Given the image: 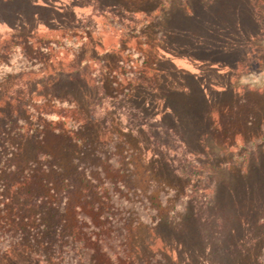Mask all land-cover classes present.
<instances>
[{
  "label": "rangeland",
  "instance_id": "obj_1",
  "mask_svg": "<svg viewBox=\"0 0 264 264\" xmlns=\"http://www.w3.org/2000/svg\"><path fill=\"white\" fill-rule=\"evenodd\" d=\"M43 150L104 184L92 238L0 264H264V0H0L4 195Z\"/></svg>",
  "mask_w": 264,
  "mask_h": 264
},
{
  "label": "trees",
  "instance_id": "obj_2",
  "mask_svg": "<svg viewBox=\"0 0 264 264\" xmlns=\"http://www.w3.org/2000/svg\"><path fill=\"white\" fill-rule=\"evenodd\" d=\"M27 41L30 43L31 39ZM30 46L39 50L37 46ZM52 131L56 137L63 133L57 127H53ZM39 154L38 160L36 157L27 160L28 165L33 167V173L30 172L25 181L12 182L9 187L11 193L14 195L19 193L18 196L25 201L15 200L13 194L4 195L0 191V207L5 205L1 208L5 213L0 212V229L10 238L9 247L0 248V256L5 251H8L7 254L15 253L17 250L32 253L37 250V246L51 256L65 259V253L62 252L66 251V244L77 239L89 241L92 238V231L85 232L86 229L90 230L93 227L85 210L99 209V205L107 197L104 184L96 185V179L86 172L82 175L71 173L75 168L71 161L61 163L60 159L45 150ZM39 160L41 161L38 162ZM0 180H3L1 174ZM33 185L39 186L40 189H30L29 187ZM0 189L2 190L1 186ZM91 193L99 197L98 205L90 200ZM149 216L151 221L145 226L146 230L154 233L165 246H168L169 240L173 241L174 237L162 231L170 228L171 222L166 225L153 215ZM144 225L145 223L139 219L134 228H143ZM77 248L80 247H75ZM79 255L83 256L82 250L79 251Z\"/></svg>",
  "mask_w": 264,
  "mask_h": 264
}]
</instances>
